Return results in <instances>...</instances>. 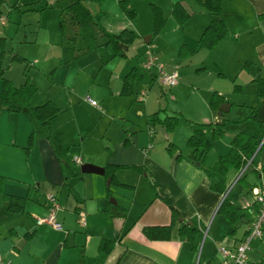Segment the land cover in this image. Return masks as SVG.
<instances>
[{
  "label": "crops",
  "instance_id": "1",
  "mask_svg": "<svg viewBox=\"0 0 264 264\" xmlns=\"http://www.w3.org/2000/svg\"><path fill=\"white\" fill-rule=\"evenodd\" d=\"M71 1H0V15L6 17V23L0 25L3 77L15 88L22 86L25 83V64L13 62L11 58L16 55L25 59L30 64L27 71L29 81L37 89L31 106L51 101L60 109L59 115L48 126H43L28 110L15 114L4 111L0 106V258L9 264H195L200 237L208 230L212 235L201 249L200 264H219L218 249H233L243 239L244 233L251 229L257 211L251 190L264 187V173L261 172L264 149L255 158L256 163L246 170L244 181L238 182L244 190L238 187L237 199L245 195L251 197L242 207L229 199L231 189L238 184L236 179L240 171L231 170L226 175L225 197L241 209L242 216V226L230 234L232 228L217 213L225 194L211 190L215 182L204 175L196 157L186 147L192 125H184L181 131L176 127L172 133H166L163 127L156 125L144 133V127L127 120L130 121L127 128L122 125L120 133L112 132L109 136L107 126L93 124L90 130H86L85 126L72 124L71 120H76V111L83 109L76 100L83 82L80 75L84 78L86 65L98 72V66L102 69L117 58L113 57V51L107 53L110 46H103V43L126 27L137 36L130 47L142 51L141 56H136L135 66L142 74V81L135 85L133 95H144V91L139 90L142 84L158 83L159 78L152 73L153 69L145 72L141 68L144 54L150 52L156 56L163 71L176 73L177 81L176 69L189 70L195 77V93L202 91L207 95L204 106L208 111L205 109L187 116L188 122L195 125L225 124L222 139L211 143L206 155L207 167H213L220 157L227 155L236 134L246 133L261 139L263 134L251 115L258 104L254 81L264 78V17H261L264 15V0H221L219 19L228 34L211 51L198 44L211 16L193 0H151L165 19V25L157 35L161 43L153 50L148 47L153 35L152 16L149 20L145 18L143 27L138 26L139 12L135 5H139V1L130 0V6L137 10L136 17L128 20L123 15L127 19L125 24L117 14L116 20L108 17L105 6L112 1L105 0L98 4L101 8L93 14L102 13L100 23L106 37L97 41L95 51L75 61L70 60L68 51L61 46L58 30L59 13ZM176 2L183 4L191 13L181 27L171 19V6ZM147 34L145 49L139 45V39ZM181 46L191 48L193 54L179 58ZM168 51L174 54L171 62L166 58L170 54ZM88 56L92 57L83 61ZM130 69L113 76V80L119 78L117 85L110 83L106 86L108 93L101 104L104 116L117 115L123 119L124 111L132 108L130 99L133 95L120 96L123 78ZM210 73L216 79L211 81L203 77ZM227 80L230 81L229 86L223 83ZM205 84V87L201 86ZM235 86L239 89L237 92L233 90ZM213 93L223 98L222 104L228 105L227 111L220 113L210 109ZM117 97L126 100L120 111L109 114L108 100ZM142 114L138 113L139 116ZM151 114H144L146 125ZM164 116L175 115H167L164 109L159 119ZM179 116L184 117L183 112ZM156 127L163 130L160 140L155 137ZM204 132L210 139L211 129L206 128ZM30 135L32 143L25 151ZM176 137L181 139L176 140ZM125 140L127 145L123 144ZM169 144L176 148L173 155L166 149ZM178 154L180 159H176ZM76 155L82 156L78 158L80 165L90 164L102 169L106 166L142 167L157 183L156 190L149 187L143 174L131 170H116L115 181L110 184L108 179L107 185L104 175L82 174L80 165L73 161ZM247 186L252 189L249 191ZM50 193L57 200L59 208L55 218L61 230L36 224L37 219L47 215L46 195ZM4 196L26 198L23 212L9 213ZM171 210L179 218L173 226L170 240H147L142 230L169 226ZM182 223L198 229L197 251L191 250L185 238L178 236L177 230ZM102 241L114 243L109 254L99 252ZM257 259L259 264H264V256Z\"/></svg>",
  "mask_w": 264,
  "mask_h": 264
},
{
  "label": "trees",
  "instance_id": "2",
  "mask_svg": "<svg viewBox=\"0 0 264 264\" xmlns=\"http://www.w3.org/2000/svg\"><path fill=\"white\" fill-rule=\"evenodd\" d=\"M3 2V0H0ZM85 0H77L68 6L61 9L58 16V30L60 34V44L64 47L70 56L71 61H75L81 57H84L98 47L97 41L106 37V33L101 26L102 13L93 14L87 6L84 5ZM93 3L100 4L105 0H90ZM148 4L152 22H153V36H157L165 25V19L162 15L160 8L153 5L151 0H143ZM200 8L204 9L210 16L211 21L204 28L198 44L211 51L217 46L228 34L227 28L224 23L219 19L222 11L221 0H193ZM118 8L120 12L128 19L133 20L136 17V11L130 6V0H118ZM191 16L189 10L180 2H176L171 6V17L176 24L181 27ZM261 17H264L262 15ZM137 39V36L130 30L124 29L118 34L106 39L103 46H110L113 51V57L125 58L126 50ZM2 49L0 54L2 55ZM193 50L186 46H181L178 52L179 58H185L191 56ZM11 60L20 64H25V83L19 88H15L9 81L3 77V70L0 68V106L9 113L19 114L24 110H28L32 117L43 126H48L49 123L56 118L60 109L51 101H46L44 104L32 107L31 100L35 96L37 89L33 86L28 78L27 71L30 68V64L16 55H13ZM142 81V74L135 67H131L128 73L124 76L120 96L127 97L133 95L135 85ZM51 82V81H50ZM256 84V96L258 104L253 109L251 119L258 125L262 132V138L264 136V78H258L254 81ZM237 92L239 89L235 86L233 89ZM224 102L223 98L213 93L209 107L212 111H217L218 107ZM164 111H157L148 116L147 121L151 127L159 125L163 127L166 133H172L177 126L180 116H164L163 119H159L160 113ZM192 125V132L186 141V147L196 158V162L199 164V168L204 175L214 181V185L210 188L214 192L224 195L226 192L225 178L229 171H241L247 162L252 158L249 169L256 162L255 158L260 151L264 149V142L260 145L261 139H256L246 133L236 134L231 142L230 149L227 155L220 157L217 163L213 167H207L206 155L211 149V143L221 140L224 134L225 124L214 125ZM206 128L211 129V138L208 139L204 130ZM32 143V135L29 136L27 145L24 148L28 151ZM127 145V141L123 142ZM257 153L255 154L257 148ZM169 154L173 155L176 148L169 144L166 147ZM255 154V155H254ZM181 155L178 154L176 159H180ZM131 170L138 174H143L149 185V187L155 191L157 183L151 177V175L142 167H111L106 166L104 168V178L110 179L112 184L114 179V172L116 170ZM261 172L264 173V164L261 166ZM246 173V171H245ZM245 173L238 179V182L244 181ZM258 174V172L256 173ZM249 191L251 186H247ZM108 192V191H107ZM7 203V211L9 213H22L24 210V204L26 198H17L13 196H4ZM254 205V203H253ZM217 213L227 221L232 228L230 234H233L237 229L242 226L241 209L231 204L225 197L218 208ZM179 218L178 214L171 210V224L163 227H146L142 230L143 236L149 241H168L170 240L171 231L176 220ZM199 233L198 229L182 223L178 230V236L185 238L189 243L191 250H198V243L196 242V236ZM249 231L244 233V236L248 235ZM114 246L113 242L102 241L99 245V252L109 254ZM121 264V263H116Z\"/></svg>",
  "mask_w": 264,
  "mask_h": 264
},
{
  "label": "rangeland",
  "instance_id": "3",
  "mask_svg": "<svg viewBox=\"0 0 264 264\" xmlns=\"http://www.w3.org/2000/svg\"><path fill=\"white\" fill-rule=\"evenodd\" d=\"M77 0H73L70 3L75 2ZM112 3H107L105 6V11L107 10L109 16L112 20H116L117 18L115 15L117 14L121 19H123L124 23L127 24V19L124 18L123 14L119 11L116 0H110ZM139 5H135L136 9L139 12V16L137 19L138 26L143 27L145 24V18L147 17L148 20L151 19V13L148 9V4L144 2L143 0H138ZM158 1V0H156ZM68 2V1H67ZM84 5L89 8V10L94 13L98 12V10L101 8L98 4L91 2L90 0H85ZM153 5H156V3L153 1L151 2ZM108 5V6H107ZM136 12L137 10L132 7ZM49 15V14H47ZM147 15V16H146ZM172 19V18H171ZM151 21V20H150ZM150 23V22H149ZM126 29V27H125ZM151 32V31H150ZM150 34V33H149ZM149 35H143L139 39V45H142V47L146 49V45L144 42V38H147ZM174 42V41H173ZM161 42L158 41L157 36L152 35L151 44L148 46L153 50V47H158ZM135 47V46H134ZM103 51V50H101ZM108 54H110L111 47L107 50ZM150 51V50H149ZM170 52V51H168ZM142 51H135V48L130 47L126 50L125 55L126 58H119L116 59L113 58V61H109L108 64L104 65L102 69H100V66H98V72H96V69L94 70L92 66L86 65V68L83 70L84 78L82 75H80V81H83L80 85V90L78 94L76 95V100L81 103V106L83 107L82 111H76L75 113V119L71 120V123H77L81 124L82 126L86 127V130H90V127L93 124L101 125V126H107L109 127V136H112V132L120 133V128L123 125L124 128L128 127V124L130 121L127 120H133L135 124H137L140 127H144V133H148L150 130V125H146L145 123V112L154 113L156 111H164L166 109L167 115H175L179 116L180 113L183 112V116H180L179 123L176 126L179 128L178 131H181L183 126L191 125L190 122L186 120L188 118L187 116H193L196 114L197 111H205L206 106H204V100H206V94L202 91H199L197 94L195 93L197 88L195 87V77L194 75L189 71H180L178 69L175 70L178 74V81L176 85L170 89H166L162 86L160 80H158V83H153L150 85L142 84L139 87V90L144 91V95L142 97L138 94H135L132 96L131 103L133 104L130 111H124L123 113V119H121V116H113L106 117L101 112L102 107V99L105 95L108 93V89H106L107 85L112 83V85H117L119 78L113 80L114 75H121L124 74L127 69H130L133 66L137 65L136 56H141ZM160 58L161 55H158ZM92 56H88L84 58L83 61L89 60ZM112 57V56H111ZM171 57H174V54H170L166 57L169 58V62H171ZM139 59V58H138ZM163 61V60H161ZM160 63V62H159ZM174 63H171L170 66H173ZM89 71H92L90 73ZM165 73H172V71L164 70ZM152 73L155 74L156 77H158V73L155 69L152 70ZM194 77V78H193ZM204 78L208 80H214L216 79L214 74H207L206 76H203ZM51 77L48 76V79ZM211 80V81H212ZM205 82V81H204ZM224 84L230 85V81L227 80L226 82H223ZM148 86V87H147ZM202 87H205V85H201ZM140 92V91H139ZM163 93V94H162ZM85 97H89L93 101H95L99 108H95L87 104L85 102ZM138 99H141V102L138 101ZM125 98H112L108 100L110 103L108 104L109 108V114H115L118 111L121 110L122 105L124 104ZM206 111H208L206 109ZM142 112V116H139L138 113ZM175 127V128H176ZM81 128V127H80ZM156 134L155 137H157V140H160V136L163 130L161 128L156 127ZM153 137L152 135H150ZM181 137H176V140H180ZM153 140V139H152ZM80 141V140H79ZM76 148V147H75ZM78 148H76L77 151ZM76 158H82L80 155H76ZM74 158V157H73ZM108 180H106L107 183ZM232 185V181L230 183V187ZM238 187H241L243 189V186L241 183H238L233 189H231L229 194V199L235 201L236 206L242 207L245 202H249L251 200L250 196L245 195L242 199H237V190ZM244 190V189H243ZM113 200V198H112ZM212 234L208 232V230L204 231L200 237V250L197 252V258L195 264H200L201 260V249L207 245L208 241L210 240V236ZM207 247V246H206ZM247 264H259L257 258L260 259V256H264V237L262 239H253L250 243V250L247 252ZM203 264V263H201Z\"/></svg>",
  "mask_w": 264,
  "mask_h": 264
},
{
  "label": "built area",
  "instance_id": "4",
  "mask_svg": "<svg viewBox=\"0 0 264 264\" xmlns=\"http://www.w3.org/2000/svg\"><path fill=\"white\" fill-rule=\"evenodd\" d=\"M5 23H6V17L0 15V25H4ZM141 68L145 72L155 69L159 75L158 78L162 86L165 87L166 89H170L174 87L177 83L176 73H165L162 67L157 62L156 56L150 52H146L144 54L141 61ZM84 100L90 106L96 108L98 107V104L89 97H85ZM261 141L264 142V136ZM261 144L259 145V147L261 146ZM149 148H151V145L149 146ZM252 158L240 171L236 181H238V179L245 173ZM73 161L78 165L81 164L78 158H74ZM251 195L253 198V203L257 207L256 215L254 220L252 221L251 229L249 230L248 235L244 236L243 239L240 241V243L233 249H227L224 247L218 249V255L220 257L219 264H247L246 254L250 250L251 241L253 239H262L264 237V187H254L251 190ZM225 196L226 194L223 196L222 200L225 198ZM46 204H47V215L43 218L37 219L36 224L37 225L46 224L55 230H61V225L56 221L55 218V214L59 207L54 194L50 193L46 195ZM0 264H9V263L3 260L2 258H0Z\"/></svg>",
  "mask_w": 264,
  "mask_h": 264
},
{
  "label": "water",
  "instance_id": "5",
  "mask_svg": "<svg viewBox=\"0 0 264 264\" xmlns=\"http://www.w3.org/2000/svg\"><path fill=\"white\" fill-rule=\"evenodd\" d=\"M227 110H228V105H226V104L220 105L219 109H218V111L220 113H223L224 111H227ZM262 142L263 141H261L260 144ZM80 172L82 174H93V175H99V176H103L104 175V169L99 168V167H95V166L90 165V164L80 165ZM107 185H109V181H107Z\"/></svg>",
  "mask_w": 264,
  "mask_h": 264
}]
</instances>
